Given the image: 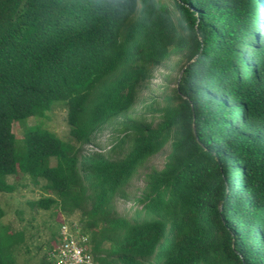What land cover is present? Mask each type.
Masks as SVG:
<instances>
[{"label": "trees", "instance_id": "obj_1", "mask_svg": "<svg viewBox=\"0 0 264 264\" xmlns=\"http://www.w3.org/2000/svg\"><path fill=\"white\" fill-rule=\"evenodd\" d=\"M173 57L178 79L145 97ZM58 99L70 140L24 125ZM19 173L54 191L37 207L79 212L97 264H264V0H0V191ZM3 215L0 264H17Z\"/></svg>", "mask_w": 264, "mask_h": 264}, {"label": "rangeland", "instance_id": "obj_2", "mask_svg": "<svg viewBox=\"0 0 264 264\" xmlns=\"http://www.w3.org/2000/svg\"><path fill=\"white\" fill-rule=\"evenodd\" d=\"M176 57L171 58L168 63L157 65L151 70L150 88L145 91L144 96H158L161 87L165 83L163 75L171 73L176 76L178 69L172 66ZM174 79V78H173ZM170 83L174 84V80ZM62 100H54L52 105L44 112V116L28 117L24 125H40L42 128L50 130L63 140H70L69 126L66 122V106ZM24 125L17 121L12 123V131L18 138L19 143H23L22 135ZM110 127L107 126L97 133L95 139L82 146L83 152H88L99 147H107L110 145ZM167 147L160 153L153 156L148 162V166L160 167L164 161ZM141 169L126 187L128 193L127 198H117L116 206L119 210H127L134 207L133 194L137 187L142 184ZM7 180L15 185L10 191H0V204L4 209V215L1 222L14 230L21 229L23 231L24 240L20 250L16 254L17 264H39L44 254H48L49 250L59 242V226L60 220L63 222L76 221L79 212L75 211L67 215L59 206L51 205L48 209L39 208L34 201L42 196H55L54 191L45 187V181L39 179L33 181L27 174L19 173L17 175H8ZM136 207H139L137 205ZM6 232L0 227V233ZM47 264H52L51 259L47 255Z\"/></svg>", "mask_w": 264, "mask_h": 264}, {"label": "built area", "instance_id": "obj_3", "mask_svg": "<svg viewBox=\"0 0 264 264\" xmlns=\"http://www.w3.org/2000/svg\"><path fill=\"white\" fill-rule=\"evenodd\" d=\"M88 236L76 223L62 222L59 242L48 252L52 264H97L89 249Z\"/></svg>", "mask_w": 264, "mask_h": 264}, {"label": "water", "instance_id": "obj_4", "mask_svg": "<svg viewBox=\"0 0 264 264\" xmlns=\"http://www.w3.org/2000/svg\"><path fill=\"white\" fill-rule=\"evenodd\" d=\"M180 72H181V70H179V71L177 72V74H176L177 79H178V77H179ZM176 76H175V77H176ZM177 79H176V80H177Z\"/></svg>", "mask_w": 264, "mask_h": 264}]
</instances>
